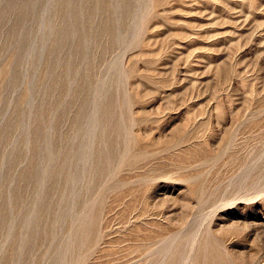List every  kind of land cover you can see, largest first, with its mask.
Masks as SVG:
<instances>
[{"label":"rangeland","instance_id":"rangeland-1","mask_svg":"<svg viewBox=\"0 0 264 264\" xmlns=\"http://www.w3.org/2000/svg\"><path fill=\"white\" fill-rule=\"evenodd\" d=\"M0 264H264V0H0Z\"/></svg>","mask_w":264,"mask_h":264}]
</instances>
